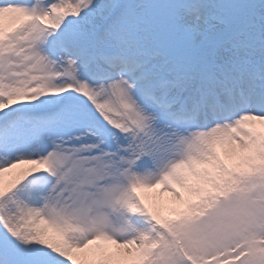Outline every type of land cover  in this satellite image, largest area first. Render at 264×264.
I'll list each match as a JSON object with an SVG mask.
<instances>
[{"label":"snow or ice","instance_id":"1","mask_svg":"<svg viewBox=\"0 0 264 264\" xmlns=\"http://www.w3.org/2000/svg\"><path fill=\"white\" fill-rule=\"evenodd\" d=\"M0 264H264V0H0Z\"/></svg>","mask_w":264,"mask_h":264},{"label":"bare ground","instance_id":"2","mask_svg":"<svg viewBox=\"0 0 264 264\" xmlns=\"http://www.w3.org/2000/svg\"><path fill=\"white\" fill-rule=\"evenodd\" d=\"M145 195L150 198L154 195V192H153V194H152V192H147V193H145Z\"/></svg>","mask_w":264,"mask_h":264}]
</instances>
